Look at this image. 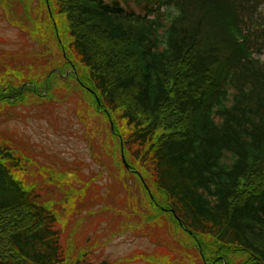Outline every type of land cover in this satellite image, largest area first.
I'll use <instances>...</instances> for the list:
<instances>
[{"label":"trees","instance_id":"16d2710c","mask_svg":"<svg viewBox=\"0 0 264 264\" xmlns=\"http://www.w3.org/2000/svg\"><path fill=\"white\" fill-rule=\"evenodd\" d=\"M48 6L56 25L46 33H69L57 46L84 69L78 80L89 105L114 115L112 134L124 139L129 166L156 212L145 220L169 213L170 223L196 240L201 264H228L229 252L264 264V59L257 56L256 65L249 57L264 49V0H48ZM233 22L245 43L233 37ZM48 42L42 53L0 51V103L25 100L23 91L41 85L54 65ZM12 150L0 145V264H109L93 263L87 251L68 257L41 187L15 178L21 161ZM121 187L99 200L118 203ZM94 200L79 204L100 219L109 211L89 208ZM203 243L219 254L204 253Z\"/></svg>","mask_w":264,"mask_h":264},{"label":"rangeland","instance_id":"374dc122","mask_svg":"<svg viewBox=\"0 0 264 264\" xmlns=\"http://www.w3.org/2000/svg\"><path fill=\"white\" fill-rule=\"evenodd\" d=\"M50 10L48 0H0V51H27V55L42 53L49 35L52 38L48 43L51 45L50 61L54 65L41 76V85H37L35 92L23 91L21 95L25 100L11 98L10 102L0 103V145L13 149L16 159L21 161L20 168L12 169L15 178L26 185L41 187L45 204L56 214L62 230V244L70 258L87 251L93 263L201 264L198 258L205 259L202 255L195 257L193 250L196 240L172 225L167 218L169 213L157 221L145 220L148 214L156 212L152 208L149 211V195L141 184L142 179L129 166L131 158L124 139L112 134L114 127H109V119H114L113 113L108 116L94 104L89 105L87 86L78 80L85 78L84 69L57 46V38L65 45L69 33L58 28L57 35L50 34V29L56 25ZM62 25L60 23L59 27ZM47 30H50L49 35ZM30 31L39 43H31ZM260 58L264 59V49ZM62 87L70 88L71 93L66 94ZM31 93L53 100L27 101ZM40 102L45 104H37ZM260 150L264 153V144ZM30 153L32 158L28 157ZM59 174L66 175L65 181ZM88 178L90 181H86ZM125 182L127 186L122 185ZM111 187L125 189L118 203L104 205L106 201L99 197ZM85 198L95 199L88 206L92 210L107 209L109 212L104 211L100 219L85 215L88 208L79 204ZM106 214L109 216L104 217ZM109 217L115 218L113 225L108 223ZM165 217L171 230L167 228ZM148 227L151 234L146 232ZM177 241L185 246H178ZM188 245L193 248L189 249ZM202 245L207 247L204 253L219 254L214 252V245ZM244 255L225 253L226 262L246 264Z\"/></svg>","mask_w":264,"mask_h":264},{"label":"water","instance_id":"95a60500","mask_svg":"<svg viewBox=\"0 0 264 264\" xmlns=\"http://www.w3.org/2000/svg\"><path fill=\"white\" fill-rule=\"evenodd\" d=\"M124 161V160H123ZM125 165H127V164H125Z\"/></svg>","mask_w":264,"mask_h":264}]
</instances>
